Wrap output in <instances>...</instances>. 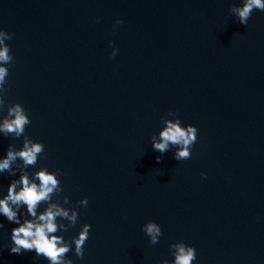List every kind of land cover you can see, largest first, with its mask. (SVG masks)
<instances>
[{
	"label": "water",
	"instance_id": "1",
	"mask_svg": "<svg viewBox=\"0 0 264 264\" xmlns=\"http://www.w3.org/2000/svg\"><path fill=\"white\" fill-rule=\"evenodd\" d=\"M240 2L0 0L14 57L6 103L26 109V135L45 146L26 171L66 173L60 195L79 218L58 235L92 226L73 264L171 262L179 241L195 248L193 264H264V12L244 26L228 11ZM169 112L198 129L188 160L152 147ZM22 143L0 133V158ZM13 179L0 173V198ZM148 221L161 226L156 245ZM0 223V264H48L11 253L17 225Z\"/></svg>",
	"mask_w": 264,
	"mask_h": 264
},
{
	"label": "clouds",
	"instance_id": "2",
	"mask_svg": "<svg viewBox=\"0 0 264 264\" xmlns=\"http://www.w3.org/2000/svg\"><path fill=\"white\" fill-rule=\"evenodd\" d=\"M264 12V0H241L240 4H233L229 13L236 17L238 22L244 26L248 24L253 11ZM124 21L117 19L116 25ZM12 39V34L0 30V112L5 108L7 114L0 119V133L4 137L12 136L19 139L23 136L22 147L16 149L9 145L6 155L0 158V173L7 172L15 177L19 172V179H13L7 189V194L0 198V215L10 223L17 225L11 229L10 240L12 246L10 252L21 254L25 251H34L35 257H43L48 264H73L68 257L74 245V255L78 259L84 257V245L91 230L90 224H83L78 235L73 236L71 241H66L58 232H67L74 227L78 221L79 213L75 207L70 205L67 196L61 197L63 188L59 176L66 175L61 169L55 172L46 167L39 168L30 177L26 169L35 167L39 158L45 154V146L42 142L33 141L26 135L25 129L32 123L26 109L20 104H7L5 95L7 93V79L9 67L14 57L11 53L7 40ZM109 41V46H112ZM118 49L113 47L111 58H115ZM168 116L175 119L162 117L163 127L158 137H151V144L155 151L161 156L172 148H175L174 159L176 161L188 160L192 156V147L198 139V129L187 124L182 126L178 115L169 112ZM161 156L156 158L157 163ZM22 163H17V161ZM15 165V167H13ZM202 178H207L201 173ZM38 181V182H37ZM56 199H53V197ZM80 207L88 206L87 197L77 202ZM45 205L42 211H38L41 205ZM61 221H67L63 223ZM3 224L0 223V228ZM142 231L149 237V243L156 245L163 235L161 226L154 221H148L142 226ZM173 260L162 259L158 264H193L197 259L196 250L193 246L179 241L169 246Z\"/></svg>",
	"mask_w": 264,
	"mask_h": 264
}]
</instances>
